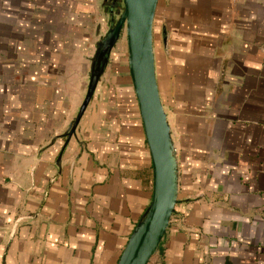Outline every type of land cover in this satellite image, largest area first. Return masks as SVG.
<instances>
[{
	"label": "crops",
	"instance_id": "0c3cea01",
	"mask_svg": "<svg viewBox=\"0 0 264 264\" xmlns=\"http://www.w3.org/2000/svg\"><path fill=\"white\" fill-rule=\"evenodd\" d=\"M107 1L0 0V264H116L151 201L121 38L69 135ZM153 49L178 190L147 264H264V0H158Z\"/></svg>",
	"mask_w": 264,
	"mask_h": 264
},
{
	"label": "water",
	"instance_id": "95a60500",
	"mask_svg": "<svg viewBox=\"0 0 264 264\" xmlns=\"http://www.w3.org/2000/svg\"><path fill=\"white\" fill-rule=\"evenodd\" d=\"M123 11L101 38L96 58L102 67L91 72L79 112L69 127L73 133L95 89L110 51L125 30L127 60L152 166V196L133 228L116 264H147L166 233L177 203L178 168L170 127L163 109L154 68L153 21L158 0H122ZM164 48L167 33L162 32ZM104 57V59L102 58Z\"/></svg>",
	"mask_w": 264,
	"mask_h": 264
},
{
	"label": "rangeland",
	"instance_id": "374dc122",
	"mask_svg": "<svg viewBox=\"0 0 264 264\" xmlns=\"http://www.w3.org/2000/svg\"><path fill=\"white\" fill-rule=\"evenodd\" d=\"M111 8H112L111 20H110V24L109 25L112 27L115 24V22L117 21V19L119 18L121 12L123 11V2H122V0H108L105 3L104 9L108 12ZM120 38L122 39L124 50L127 52L126 35H125V30L124 29H122V31H121L119 39Z\"/></svg>",
	"mask_w": 264,
	"mask_h": 264
},
{
	"label": "trees",
	"instance_id": "16d2710c",
	"mask_svg": "<svg viewBox=\"0 0 264 264\" xmlns=\"http://www.w3.org/2000/svg\"><path fill=\"white\" fill-rule=\"evenodd\" d=\"M161 243H162V240H161V242H160V244H159V246H158V248H157V251L161 248ZM156 251V252H157Z\"/></svg>",
	"mask_w": 264,
	"mask_h": 264
},
{
	"label": "flooded vegetation",
	"instance_id": "af4514ba",
	"mask_svg": "<svg viewBox=\"0 0 264 264\" xmlns=\"http://www.w3.org/2000/svg\"><path fill=\"white\" fill-rule=\"evenodd\" d=\"M100 58H101V57H99V58L97 57L98 60H100ZM102 58L104 59V57H102ZM98 62H99V61H98ZM99 63H101V62H99Z\"/></svg>",
	"mask_w": 264,
	"mask_h": 264
}]
</instances>
